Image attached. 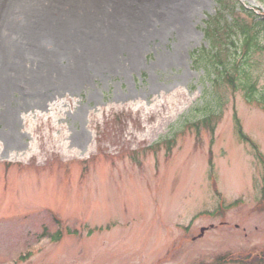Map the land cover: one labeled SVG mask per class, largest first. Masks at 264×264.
Returning a JSON list of instances; mask_svg holds the SVG:
<instances>
[{
    "label": "rangeland",
    "instance_id": "1",
    "mask_svg": "<svg viewBox=\"0 0 264 264\" xmlns=\"http://www.w3.org/2000/svg\"><path fill=\"white\" fill-rule=\"evenodd\" d=\"M217 8L0 0V73L12 77L0 89V264H194L264 248V170L236 128L264 157V110L214 71L204 28ZM225 18L254 21L239 6ZM220 33L228 67L242 39ZM251 63L260 97L264 50Z\"/></svg>",
    "mask_w": 264,
    "mask_h": 264
},
{
    "label": "trees",
    "instance_id": "2",
    "mask_svg": "<svg viewBox=\"0 0 264 264\" xmlns=\"http://www.w3.org/2000/svg\"><path fill=\"white\" fill-rule=\"evenodd\" d=\"M216 3L218 6L216 14L213 16H208V19L205 21L206 26L204 28V36L209 40V44L211 47L210 49H214L212 56L214 58V61L218 65L214 67V71L217 73L218 79L228 84L233 90L238 89V84H236V82L234 81L235 79H237L239 81V88L241 91H243V96L246 101L248 103H256L257 105H260L261 108L264 110V94L260 97L256 96L257 92L259 93V89L257 88L256 80L252 77L250 71L252 68V55L254 53L262 52V50H264V42L259 43L258 41L259 32L262 28H264V18H257L251 12H246L247 16L254 20L253 23H239L236 19L232 21V23L227 22L225 15H232L235 12L236 6H238L237 3L235 2V0H216ZM242 11L245 12L244 10ZM227 23H231L233 27L230 26L231 24L228 25ZM258 25L262 27L256 28ZM219 29L221 31H219ZM220 32H226L227 34L229 32H232L234 34H237V36L241 37L246 52L240 63H238V65L234 66L232 63H230L228 67L225 65L227 55L230 56L231 52H227L228 47H221V43L225 42ZM234 42V40H230L228 44L234 46ZM236 51L234 50L235 53ZM194 53H198V51L194 50ZM234 75L235 77H233ZM212 116V114L208 115L207 117L203 118L202 121H204L205 124H209V121ZM193 124L195 126H198V124H200V120L194 122ZM236 128L239 137L246 143H249V145L252 147L256 158L261 163L264 170V157L258 151L256 144L242 132V129L238 123ZM210 129L212 130L213 127L210 126ZM171 141L172 139L166 140L167 143H170ZM209 166L211 167V163L209 164ZM262 177V195L259 198L258 203L256 204L258 208H263L264 206V173ZM214 184H216L215 181ZM214 184L213 188L216 192V187ZM239 202L240 201L237 199L227 205L220 204L217 207L216 212L223 213L227 208H232L236 206ZM57 236L58 233L54 238H57ZM245 254V257L233 258L232 254H230L229 252H224L216 254L214 259L210 262L200 261L194 264H264V248L259 253Z\"/></svg>",
    "mask_w": 264,
    "mask_h": 264
},
{
    "label": "bare ground",
    "instance_id": "3",
    "mask_svg": "<svg viewBox=\"0 0 264 264\" xmlns=\"http://www.w3.org/2000/svg\"><path fill=\"white\" fill-rule=\"evenodd\" d=\"M72 5H74V3H71ZM0 14H1V12H0ZM41 17L44 19V17H46V15H42L41 14ZM0 20H2V18L0 17ZM45 20H47V19H45ZM11 22V21H10ZM136 48V47H135ZM32 49H36V47L35 48H33L32 47ZM134 52L136 53V50H134ZM45 54V56L46 57H48V54L47 53H44ZM137 54V53H136ZM112 55H113V53H111V54H109V55H107L106 56V58L108 59V58H110V57H112ZM109 56V57H108ZM103 57H105V56H103ZM136 55L134 54V53H132V54H130L129 55V57H128V63L126 64L127 66H126V68L128 69H131L133 66H135V64H136ZM61 74H65V75H67V74H70L69 72H64V73H61ZM68 76V75H67ZM80 77L81 76H79V78L78 79H80ZM9 79H12V77H7V76H5V77H2V75H1V73H0V89H3V88H1V87H5L6 85H7V83H6V81L7 80H9ZM68 79V78H67ZM71 84H69V86H70ZM7 124H9V122L7 123ZM10 124H11V121H10Z\"/></svg>",
    "mask_w": 264,
    "mask_h": 264
},
{
    "label": "water",
    "instance_id": "4",
    "mask_svg": "<svg viewBox=\"0 0 264 264\" xmlns=\"http://www.w3.org/2000/svg\"><path fill=\"white\" fill-rule=\"evenodd\" d=\"M203 231V229H201V232Z\"/></svg>",
    "mask_w": 264,
    "mask_h": 264
}]
</instances>
